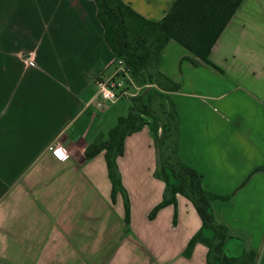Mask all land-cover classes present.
<instances>
[{
  "label": "crops",
  "instance_id": "0c3cea01",
  "mask_svg": "<svg viewBox=\"0 0 264 264\" xmlns=\"http://www.w3.org/2000/svg\"><path fill=\"white\" fill-rule=\"evenodd\" d=\"M124 1L153 20L175 2ZM188 54L171 40L160 61L180 83L171 92L179 156L202 174L206 191L226 197L212 201L233 236L226 252L254 249L261 258L264 0L241 2L210 52L218 68ZM114 61L95 0H0V264H209L203 243L185 255L202 227L187 197L177 194L176 206L150 218L166 189L155 175L150 124L126 137L117 159L130 200L126 233L124 197H112L105 151L84 157L105 135L92 129L96 81L114 73ZM58 145L64 158L53 151Z\"/></svg>",
  "mask_w": 264,
  "mask_h": 264
},
{
  "label": "trees",
  "instance_id": "16d2710c",
  "mask_svg": "<svg viewBox=\"0 0 264 264\" xmlns=\"http://www.w3.org/2000/svg\"><path fill=\"white\" fill-rule=\"evenodd\" d=\"M95 1L116 67L122 60L132 80L142 87L128 97V114L118 118L107 138H98L84 151L86 159L105 151L112 197L115 199L118 192L124 197L123 233L128 231L130 222V200L117 159L124 152L126 137L150 124L157 150L155 175L166 183L163 199L151 211L150 218L168 204L176 206L177 194H182L194 204L202 219V227L191 237L185 255L190 256L200 242L208 247L209 264H264V255L260 258L254 249H243L237 255L226 252L225 243L233 236L228 226L216 219L212 208V201L226 197L206 191L202 174L180 158V120L171 94L180 88V83L160 69L162 51L171 40L188 50L184 59L218 68L209 59L210 52L243 0H175L160 20L143 16L124 0ZM205 229L212 234L207 235Z\"/></svg>",
  "mask_w": 264,
  "mask_h": 264
},
{
  "label": "built area",
  "instance_id": "2783aa9c",
  "mask_svg": "<svg viewBox=\"0 0 264 264\" xmlns=\"http://www.w3.org/2000/svg\"><path fill=\"white\" fill-rule=\"evenodd\" d=\"M130 82H134L130 76V71L125 67L123 61L119 60L118 66L111 76H104L98 78L96 81V105L98 108L100 110H107L110 104L116 103L121 98L135 95L136 93H132L128 89ZM53 151L59 158L66 156V149L60 145L54 147ZM59 152H63L64 155L60 156Z\"/></svg>",
  "mask_w": 264,
  "mask_h": 264
},
{
  "label": "rangeland",
  "instance_id": "374dc122",
  "mask_svg": "<svg viewBox=\"0 0 264 264\" xmlns=\"http://www.w3.org/2000/svg\"><path fill=\"white\" fill-rule=\"evenodd\" d=\"M117 65V64H116ZM138 87H140V89H138ZM128 89L130 92L132 93H138L140 92V90L142 89L141 86H139L138 84H136L135 82H130L129 86H128ZM130 97V96H129ZM131 105V102L129 100L128 97L126 98H121L118 103H112L109 105V109L110 110V113L107 115V117L104 119V114L103 112L105 111H102V110H98L97 112L95 111V114L92 115L93 118H94V121L96 122L95 124H93L92 126V129L93 131H98L99 133V136L102 134V133H105V135H102L100 137L102 138H107V130L112 127V125H115L118 121V115L121 114V115H124L127 113L128 111V107ZM107 111V110H106ZM113 117V119H112ZM104 119V121H103ZM103 121V122H102ZM98 123V124H97ZM104 123V124H103ZM104 126V127H107L105 130L101 128V126Z\"/></svg>",
  "mask_w": 264,
  "mask_h": 264
},
{
  "label": "snow or ice",
  "instance_id": "6c2138e0",
  "mask_svg": "<svg viewBox=\"0 0 264 264\" xmlns=\"http://www.w3.org/2000/svg\"><path fill=\"white\" fill-rule=\"evenodd\" d=\"M58 154H59L60 156H63V155H64V153H63V152H59Z\"/></svg>",
  "mask_w": 264,
  "mask_h": 264
}]
</instances>
